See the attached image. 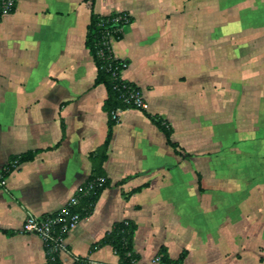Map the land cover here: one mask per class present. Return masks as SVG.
I'll return each mask as SVG.
<instances>
[{
  "label": "crops",
  "instance_id": "1",
  "mask_svg": "<svg viewBox=\"0 0 264 264\" xmlns=\"http://www.w3.org/2000/svg\"><path fill=\"white\" fill-rule=\"evenodd\" d=\"M94 11L132 19L110 47L147 109L115 111L109 185L66 234L61 263L117 264L110 245L91 247L127 219L138 264L162 247L171 261L185 252L178 264H256L247 253L253 226L264 228V0H95ZM89 21L85 0H17L0 18V171L36 151L0 186V264L46 262L21 224L75 194L105 139ZM147 113L170 125L176 150Z\"/></svg>",
  "mask_w": 264,
  "mask_h": 264
},
{
  "label": "trees",
  "instance_id": "2",
  "mask_svg": "<svg viewBox=\"0 0 264 264\" xmlns=\"http://www.w3.org/2000/svg\"><path fill=\"white\" fill-rule=\"evenodd\" d=\"M85 1L88 2L90 7V21L87 25L84 43L96 67L93 85L102 84L106 89V98L101 108L107 115V131L103 143L89 153L91 173L84 183L94 181L98 178H103L104 181L101 186H96L88 196L81 198L79 204L72 208L73 212L79 213L80 216L83 217L91 213L100 193L109 185V180L103 171V163L107 158V150L113 133V126L116 123L114 113L118 109L135 108L123 102L121 94L127 87H137L135 84L121 77V71L125 67L126 61L114 58L110 47V38L114 40L120 39L123 28L129 24L132 19L124 12L100 16L94 11L95 0ZM137 89L139 88L137 87ZM139 110L145 111L143 109ZM146 115L153 124L164 133L167 143L176 150L177 144L170 139L172 131L170 125L158 115H150L148 113ZM35 152L36 151H27L12 156L9 163L0 171V181L4 180L16 165L32 160L35 156ZM135 229V224L130 220L124 219L114 222L111 229L95 242L91 248L94 249L103 245H110L112 251L118 257L119 264H130L132 261L138 259V256L132 249ZM65 236L66 235H64V237ZM44 249L46 262L43 264H62L58 253L49 252L46 248ZM158 253H163L161 260L164 264H178L185 256V252H182L177 260L171 261L165 254L166 249L164 247H162Z\"/></svg>",
  "mask_w": 264,
  "mask_h": 264
},
{
  "label": "built area",
  "instance_id": "3",
  "mask_svg": "<svg viewBox=\"0 0 264 264\" xmlns=\"http://www.w3.org/2000/svg\"><path fill=\"white\" fill-rule=\"evenodd\" d=\"M17 0H0V18L4 17L15 10ZM111 40V38H110ZM112 52V51H111ZM113 54V53H112ZM114 56V55H113ZM115 58V57H114ZM123 102L136 109H147V103L139 89L127 87L121 94ZM103 178H98L94 181L81 183L76 188V192L68 201L57 211L46 213L43 215H33L27 213L21 224V231L24 233L36 234L43 242L44 248L49 252L60 253L67 252V247L64 244V235L73 229L85 216H80L79 213L73 212L72 208L79 204L81 198L88 196L96 186H101ZM4 181H0L3 185ZM162 255H157L153 259L152 264H164L161 260ZM106 264L102 262L90 261L80 257H73L71 264ZM119 264V263H117ZM130 264H138L137 261H132ZM143 264V263H142Z\"/></svg>",
  "mask_w": 264,
  "mask_h": 264
},
{
  "label": "rangeland",
  "instance_id": "4",
  "mask_svg": "<svg viewBox=\"0 0 264 264\" xmlns=\"http://www.w3.org/2000/svg\"><path fill=\"white\" fill-rule=\"evenodd\" d=\"M256 225L253 226V230L251 232L252 234V241L250 242V253H247V255L252 254L251 260L252 262L256 264H264V228L258 226L255 227ZM262 236V238H261ZM259 247L262 249H259ZM249 249V248H248Z\"/></svg>",
  "mask_w": 264,
  "mask_h": 264
}]
</instances>
